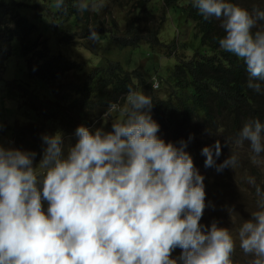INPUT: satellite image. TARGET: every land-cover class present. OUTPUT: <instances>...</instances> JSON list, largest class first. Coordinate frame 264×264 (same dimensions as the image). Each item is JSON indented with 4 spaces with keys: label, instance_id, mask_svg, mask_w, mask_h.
<instances>
[{
    "label": "clouds",
    "instance_id": "clouds-1",
    "mask_svg": "<svg viewBox=\"0 0 264 264\" xmlns=\"http://www.w3.org/2000/svg\"><path fill=\"white\" fill-rule=\"evenodd\" d=\"M192 6L204 20L221 21L220 49L244 63L247 87L260 92L264 29L252 30L264 11L250 13L227 0H192ZM55 7L62 9L64 0H55ZM74 7L87 11L101 4L77 0ZM88 39L96 42L99 34L90 29ZM152 106L150 96L129 87L123 105L109 104L119 117L111 131L78 126L74 145H66L62 133L45 135L35 167V152L0 146V264H232L237 244L253 257L250 264H264V192L256 187L260 210L235 237L216 222L201 225L204 177L185 151L187 142L176 146L158 137ZM245 142L258 163L264 124L245 122L234 143ZM221 147L217 140L202 148L205 168L237 166L236 155L216 164ZM248 183L255 186L254 178ZM177 248L180 255L171 258Z\"/></svg>",
    "mask_w": 264,
    "mask_h": 264
},
{
    "label": "trees",
    "instance_id": "trees-1",
    "mask_svg": "<svg viewBox=\"0 0 264 264\" xmlns=\"http://www.w3.org/2000/svg\"><path fill=\"white\" fill-rule=\"evenodd\" d=\"M76 2L64 0V7L57 9L55 0H0V46L3 38L10 51L15 52L17 47L20 56L25 59L29 82H60L52 88L54 100L47 104L32 92L29 82L17 85L15 81H6L0 76V84L7 89V97L16 103V111L22 116L28 114L31 117L34 114L35 120H40L28 124L16 121L13 125L0 122V134L11 132L15 148L35 152L36 161L42 157L45 148L40 133H44V136L62 133L65 144L74 145L77 139L74 133L78 126L90 129L92 124L109 112L110 103L125 102L129 87L142 91L152 99L150 115L159 125L157 135H163L176 146L182 140L187 142L185 151L191 156L195 167L200 166L196 161L203 158L202 148L213 145L217 140L222 145L220 156H237L235 168H240L238 172L233 168L226 177L221 175L228 168L221 172H210L212 185L211 189L205 191L206 213L200 220L205 227L216 222L218 227L227 228L235 237L243 221L250 219L252 212L260 210L256 187L264 192V171L252 162L248 143L245 142L242 147L234 143L236 133L245 122L257 119L264 124V81H259L260 92L247 87L248 74L244 63L219 47L218 39L225 35L220 27L221 21L215 18L204 20L192 6V0H160L157 13L149 10L150 0L118 2L119 8L127 9L125 35L131 37L130 40H118L120 49L138 47L144 42L149 49L168 46L167 52L175 55V65L164 73H156L157 79L152 83L145 77L144 69L126 70L119 62L110 60H101L82 76L69 79L67 74L71 71L84 73V63L68 57L69 54L63 51H49L43 35L49 40L47 33L52 28L57 40L66 41L67 44L71 39H67V27H79V34L84 38L89 36L90 29L95 30L100 38L105 37L106 32H115L117 29V23L111 16L108 22H98L97 15L90 17L88 11H78L74 7ZM227 2L250 6L262 5L264 0ZM176 8L179 10V24L192 25L194 41H199L202 52L191 51L189 45H179L174 40L168 45L159 40L169 11ZM45 15L49 25L42 23ZM155 20L157 23L152 27ZM37 23H42L41 29ZM105 24L109 25L108 30L103 28ZM257 30L261 29L254 28L252 31L254 33ZM89 50L94 53L93 46ZM182 50H189L192 56H183ZM3 55H7L6 48ZM152 71L157 72L154 66ZM155 82L157 89L152 88ZM3 100L0 94V103ZM39 102L45 108L43 113L34 110L35 104ZM41 120L47 122V128H43ZM259 161L264 164V153ZM233 173H239L241 180L231 184L229 176ZM210 177L205 176L203 183L209 185ZM249 177L254 178L255 186L248 183ZM230 209L236 212V221L230 218ZM180 252L179 248L175 249L171 258L178 257ZM252 259L237 244L232 264H250Z\"/></svg>",
    "mask_w": 264,
    "mask_h": 264
},
{
    "label": "rangeland",
    "instance_id": "rangeland-1",
    "mask_svg": "<svg viewBox=\"0 0 264 264\" xmlns=\"http://www.w3.org/2000/svg\"><path fill=\"white\" fill-rule=\"evenodd\" d=\"M151 3L148 6L149 10L153 13H157L159 9V2L160 0H150ZM98 3L101 4V7L92 9L89 8L88 15L92 17L93 15H97L99 18V21H110V16L116 21L117 23V29L115 32H106L104 35H106L103 38H100L93 42L87 38L82 37L79 27L66 28V34L67 39H70L67 41V44H65L66 41L59 42L57 40V37L52 32V28H50L51 31L47 33L48 36H50V39L43 35L44 39L47 41L48 44H46L49 47V51H55V52H64L66 54H69L68 57L78 60L79 62L84 63V70L82 74L76 73V72H69L67 74L69 79H75L79 76H82L83 74L87 73L88 70L93 69L92 67L94 65H97L101 60H107L119 62L124 69L126 70H134L138 68H142L145 71V77L147 78L148 82L152 83L156 77V73H164L168 68H172L176 60L174 58V54H169L167 50L169 49L168 46L165 47H156L155 49H149L148 45L144 42H141L138 47L129 48L125 47L123 49L119 48V42L118 40L126 39L130 40L131 37L125 35V30L127 27L126 23V8L122 9L119 8L118 2L119 0H97ZM238 6L248 10L250 13L253 8H258L262 11H264V2L261 4H252L250 6H244L240 3ZM128 8V7H127ZM111 13V15H109ZM179 18V10L176 8L174 10H170L168 13V20L162 30L159 34V40L163 42L164 44H169L171 41H177L179 45L185 44L186 46L189 45V50H198L199 52H202V46L200 45L199 41H194L195 37L192 33V25L187 23L179 24L178 21ZM48 18L45 15V18L43 20L44 25H49V22L47 21ZM42 23H37L39 29H41ZM115 23V24H116ZM157 21H153L152 27L156 25ZM264 21H258L256 28L264 29ZM103 28L105 30L109 29V25L105 24L103 25ZM56 37V40H54ZM2 44L0 46V76L3 77L6 81H15L17 85L25 82L27 79V72H26V63L22 56H20L19 51L16 47V51H10L7 43L1 38ZM58 42V43H57ZM37 43L43 44V42L38 41ZM91 46L94 48V53H92L89 49H91ZM4 48H6V56L3 55ZM183 49V48H182ZM189 50H182L183 56H192V53ZM155 67L157 72L152 71V67ZM31 86H34V89L32 90L33 93H35L37 96H39L40 101H45L47 104H51L50 102L53 99L52 95V88L54 86H57L60 82H54L53 84L45 83L42 81H31L29 82ZM29 88V87H28ZM0 94L4 98L2 103H0V122L7 123L9 125H13L14 123L19 122L23 124H28L29 122H35L38 123L40 120H35V115L31 114V117H28V114L26 116H22L18 111H16V103L14 101H11L7 97V89L3 87L2 84H0ZM6 98V99H5ZM124 103V102H123ZM123 103L121 105H123ZM34 110L39 113L45 112L44 106H42L39 103L35 104ZM25 112V110H24ZM27 113V112H26ZM22 116V117H21ZM29 118V119H27ZM118 114L113 113L109 110L107 114H104L102 119L99 120L96 124H92L90 129L100 128L103 127L105 131H111V124L115 122L116 119H118ZM41 124L43 128H47V122L41 120ZM44 136V133H40V140H42V137ZM159 138L163 139L166 143L169 141L161 134L158 135ZM0 146L4 148H14L13 141H12V133L7 132L5 134H0ZM230 155L224 154L223 156H219V158L216 159V164L219 165L223 163L224 160H226ZM42 158V157H41ZM40 158V159H41ZM196 158V157H195ZM194 158V160H195ZM40 159H37L36 161H33V166L35 167L38 165ZM204 160L205 157L201 160H198L200 166L195 167L199 174L202 175L205 179V176L210 177V172H216L215 167L205 168L204 166ZM243 160V158H242ZM257 165L264 171V164L262 162H258ZM256 165V166H257ZM236 171L240 168H234ZM233 170L231 168H228L221 177H226L229 175ZM238 172V171H237ZM211 177L209 178V185L204 184V191H207L208 189H211V183H210ZM237 180H241L239 173H233L229 176L230 183H234ZM241 189V188H240ZM212 193H214V190H211ZM215 207V206H214ZM216 208V207H215ZM44 209L46 211L47 209V203L44 206ZM206 213L205 211L203 214ZM230 218L233 221H236L237 218L234 217V214H236L235 211L230 209V212L228 213ZM240 216V215H239ZM201 224V222L199 221ZM232 233V232H231Z\"/></svg>",
    "mask_w": 264,
    "mask_h": 264
},
{
    "label": "built area",
    "instance_id": "built-area-1",
    "mask_svg": "<svg viewBox=\"0 0 264 264\" xmlns=\"http://www.w3.org/2000/svg\"><path fill=\"white\" fill-rule=\"evenodd\" d=\"M157 87V83L154 84V88Z\"/></svg>",
    "mask_w": 264,
    "mask_h": 264
}]
</instances>
